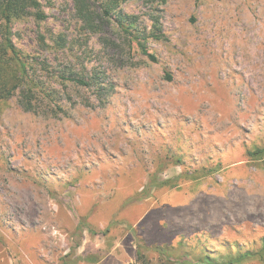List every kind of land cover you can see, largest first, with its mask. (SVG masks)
Listing matches in <instances>:
<instances>
[{
	"label": "rangeland",
	"instance_id": "1",
	"mask_svg": "<svg viewBox=\"0 0 264 264\" xmlns=\"http://www.w3.org/2000/svg\"><path fill=\"white\" fill-rule=\"evenodd\" d=\"M41 3L13 40L58 95L0 101V264H264V0L125 2L160 15L157 62L84 33L73 0ZM84 68L104 90L54 77Z\"/></svg>",
	"mask_w": 264,
	"mask_h": 264
},
{
	"label": "trees",
	"instance_id": "2",
	"mask_svg": "<svg viewBox=\"0 0 264 264\" xmlns=\"http://www.w3.org/2000/svg\"><path fill=\"white\" fill-rule=\"evenodd\" d=\"M129 0H73L75 16L81 23L84 33L93 36H102L106 41L116 45L115 40L109 39L108 35H114L128 40L130 46L135 44L142 55L147 56L153 62L157 57L149 51L151 41L161 42L166 39L163 32V25L159 14L151 15V27H144L140 17L128 14L123 9V4ZM159 11L158 6H163L169 0H144ZM33 16L38 21H46L47 14L43 9L41 0H0V101H9L17 98L22 108L30 113L38 114L43 108L40 102L41 96L55 102L58 92L55 88L47 85L43 79L48 77L50 68L43 64L40 68L36 60L25 53L15 44L14 26L17 21ZM43 38V37H42ZM57 49L64 50L67 47L68 39L59 35L53 40ZM47 46V45H46ZM55 79L62 86L73 83L83 88L105 89L99 72L89 71L84 68L82 73L71 69L58 71ZM50 110L57 113L63 110L60 104L50 107ZM263 152L262 150L259 151ZM257 152L249 153L251 157ZM264 153V152H263ZM218 170V169H217ZM214 170V172H217ZM255 255L251 251L239 253L237 257L219 263L209 255L201 259L209 261L210 264H238ZM135 264H154L150 257L143 251H138ZM163 264H193L192 262L178 263L166 261Z\"/></svg>",
	"mask_w": 264,
	"mask_h": 264
}]
</instances>
